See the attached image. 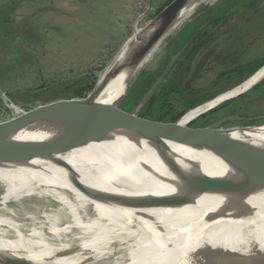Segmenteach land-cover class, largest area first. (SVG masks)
I'll return each mask as SVG.
<instances>
[{
	"label": "bare ground",
	"instance_id": "bare-ground-1",
	"mask_svg": "<svg viewBox=\"0 0 264 264\" xmlns=\"http://www.w3.org/2000/svg\"><path fill=\"white\" fill-rule=\"evenodd\" d=\"M205 1L185 0L161 22L131 36L125 60L101 73L89 97L105 104L97 109L99 117L126 122L128 118L114 110L121 106L117 100L122 91L131 87L136 70L164 45L173 32L165 28L173 19ZM156 32H162L161 37L151 47L149 41L150 48L136 58L135 72L127 73L137 50ZM263 76L264 67L241 85L187 112L171 129L178 130L243 93ZM126 123L129 128L115 129L102 140L84 133L74 148L55 156L0 165V259L29 264H224L222 257L228 255L227 264L239 260L262 264L264 196L256 200L182 181L159 155L175 156L187 171L196 170L193 164L210 175L234 174L264 185V129L229 135L217 149L186 144L181 139L193 136L179 132L167 136L169 128L159 129L162 133L157 135L155 129ZM47 131L31 135L47 139ZM28 205H40L39 214H15Z\"/></svg>",
	"mask_w": 264,
	"mask_h": 264
},
{
	"label": "rangeland",
	"instance_id": "rangeland-1",
	"mask_svg": "<svg viewBox=\"0 0 264 264\" xmlns=\"http://www.w3.org/2000/svg\"><path fill=\"white\" fill-rule=\"evenodd\" d=\"M170 1L0 0V127L40 105L71 98L74 92H85L94 84L91 90L85 92L87 96L96 87L103 71L110 65L116 69L125 60L137 30H144L158 14V10ZM218 1L220 0H206V4L203 2L197 7L187 8L173 19L165 28L166 32H173L165 38L164 45L136 71L155 70L164 57L168 39L181 26L172 30L173 24L180 22L189 11H196L205 5L211 6ZM257 1L261 4L260 13L244 28L243 37L247 43L245 58L249 61L264 57V0ZM132 35L134 36L131 37ZM219 45L218 42L214 48ZM139 55L132 58L127 73L135 72L134 65ZM217 71L216 67L209 69L195 83V87L200 88ZM263 78L264 76L258 82ZM232 88L235 87L228 90ZM124 93L122 91V96ZM176 111H183V108ZM228 117L231 119L221 125V128L237 129L229 135L263 130L264 90L252 93L245 101L237 100L229 106L212 111L205 119L216 122ZM241 119H253V123L243 125L239 123ZM195 121L194 127H201L204 123V119ZM245 126L255 128L244 131L240 129ZM84 195H88V192L79 198H84ZM39 207L40 205H28L14 212L18 216L28 214V211L38 215ZM224 257L222 260L227 264L229 257ZM0 263L29 264L21 259L9 258L5 261L0 259Z\"/></svg>",
	"mask_w": 264,
	"mask_h": 264
},
{
	"label": "water",
	"instance_id": "water-1",
	"mask_svg": "<svg viewBox=\"0 0 264 264\" xmlns=\"http://www.w3.org/2000/svg\"><path fill=\"white\" fill-rule=\"evenodd\" d=\"M183 1L185 0H171L158 12V14L152 19L147 27L150 28L151 26H154L161 22ZM194 12L195 10L186 18V21ZM186 21H184L181 25H183ZM161 33L156 32L152 36L149 35L146 38L143 46L137 50V52L140 51L138 54H141L144 50L149 49L151 45L153 46L154 43L159 39V37H161ZM149 41L150 47H148ZM211 54L212 49L203 57H201L194 65L190 76L185 81L186 87H189L190 83L200 76ZM263 66L264 63L245 80L253 76ZM142 71L143 70H139L136 78ZM245 80H243L242 82H244ZM241 83H239L238 85H240ZM131 87L126 90L125 94L121 96L117 100V102H123ZM94 89L95 87L93 88V90ZM92 91L85 97L64 98L52 101L45 105H40L0 127V165L13 161L27 159L30 160L37 157L55 156L56 154L74 148L77 145L78 138L84 133H89L95 140H102L107 138L110 134L114 133L115 129H126L130 127L129 123H126L124 121L107 120L99 117L96 114L97 109L99 107L105 106V104L96 102L94 100H89V95L92 93ZM226 91H223L206 100L205 102L198 104L193 108H190L174 122L150 120L148 118L139 116V106L130 112L123 110L121 106L115 107L114 110L121 116H125L131 119L132 121H134V123H138L148 128L155 129V132H153L154 134L158 135L162 133L158 132L159 129L169 128L168 132L166 133L167 136H177V132L187 136H193V138H180L181 141L185 142L186 144H207L210 146L213 145L212 147L219 149L223 148V146L225 145L224 142L228 140L227 137L229 136V133L237 130H226L221 128V125L230 120L231 117L223 118L219 121L201 127L189 126V124L191 123L190 122L187 125L180 126L178 130L173 131V129L171 128H173L187 112L211 101L212 99L218 97L219 95H222ZM228 100L230 99L220 102L219 104H217V106ZM215 107L211 108L210 110L214 109ZM252 128L255 127L245 126L241 127L240 129L244 131L246 129ZM46 130L50 131H47L50 134V138L36 139L34 137H30L31 134ZM211 141H216L218 142V144ZM217 145L219 146V148L217 147ZM218 152L231 160L233 159L227 152ZM159 156L164 165L182 181L190 182L200 187L212 189L218 192H224L227 194L239 192L248 198H254L256 200L264 196V185L260 184L257 180L240 179L234 176V174H232L233 176L226 174L210 175L202 171L200 166L193 164L192 166H194L196 170L187 171V167L181 165L175 156L162 154H160ZM156 203L158 202H150L149 204L155 205ZM236 264L248 263L239 260ZM262 264H264V262Z\"/></svg>",
	"mask_w": 264,
	"mask_h": 264
},
{
	"label": "trees",
	"instance_id": "trees-1",
	"mask_svg": "<svg viewBox=\"0 0 264 264\" xmlns=\"http://www.w3.org/2000/svg\"><path fill=\"white\" fill-rule=\"evenodd\" d=\"M166 4L167 2L162 8ZM260 10L261 4L257 0H220L211 6L198 8L176 35L168 39L165 57L158 67L155 70L142 71L135 79L127 99L121 103L122 109L130 112L139 106V116L174 122L188 108L241 83L264 63V57L253 61L246 60L247 43L243 37L244 28ZM218 42L220 45L214 48ZM211 49L212 54L202 72L205 73L215 67L218 71L203 90L205 94L183 111L174 112L166 119L170 113L165 110L167 103L164 101L169 100V93L185 90L183 83L190 76L194 65ZM93 85L91 84L87 91L91 90ZM263 90L264 78L247 92L222 103L217 108L229 106L237 100L245 101L252 93ZM85 92H74L71 97H85ZM125 121H131L135 128L151 130L129 118ZM239 123L251 125L253 119L240 120Z\"/></svg>",
	"mask_w": 264,
	"mask_h": 264
},
{
	"label": "flooded vegetation",
	"instance_id": "flooded-vegetation-1",
	"mask_svg": "<svg viewBox=\"0 0 264 264\" xmlns=\"http://www.w3.org/2000/svg\"><path fill=\"white\" fill-rule=\"evenodd\" d=\"M181 28V27H180ZM179 28V29H180ZM179 31V30H178ZM177 31V32H178ZM174 35H176V33L174 34ZM173 35V36H174ZM217 44V43H216ZM166 47H167V44L165 45V47H164V57H165V54H166ZM209 52V51H208ZM207 52V53H208ZM205 55V54H204ZM203 55V56H204ZM164 57H163V59H164ZM163 59L161 60V61H163ZM160 61V62H161ZM159 62V63H160ZM159 63H158V65H159ZM158 65L156 66V68L158 67ZM155 68V69H156ZM204 73L202 72L201 74H200V76L196 79V80H194L193 82H191L190 83V86L189 87H186L185 86V81L188 79H186L185 81H184V83H183V86H184V91H178V92H176V91H172V92H170L169 93V95H168V97H169V100L168 101H164V103H167V105L165 106V110L167 109V111H168V113H170V114H168L167 116H166V119H169L171 116H172V114L174 113V112H177L176 110H178V108H183V110L188 106V105H190L191 103H193V102H195V101H197V100H199L200 98H201V96H203L204 94H205V91H203L205 88H206V86L208 85V82L210 81H207L205 84H202V86L200 87V88H196L195 87V83H197L200 79H201V77H202V75H203ZM228 88H230V87H228ZM226 91V90H225ZM127 99V96L125 97V99L123 100V102L125 101ZM208 99H210V98H208ZM207 99V100H208ZM206 101V100H205ZM205 101H203V102H205ZM203 102H201V103H203ZM201 103H199V104H201ZM157 104V103H156ZM198 105V104H197ZM221 105V104H220ZM220 105H218L217 107H219ZM194 107V106H193ZM192 107V108H193ZM217 107H215L214 109H212V110H210V111H208V112H206V113H204V114H202V115H200L198 118H196L195 120H197V119H204V123H202V126H206V125H209V124H211V123H213V122H210L208 119H205V118H207V116H208V114H210L212 111H215V110H217V109H219V108H217ZM217 108V109H216ZM190 108H188L187 110H189ZM187 110H185V112L187 111ZM151 120V119H150ZM192 121L190 124H189V126H192V127H194L195 126V122L196 121ZM241 120H244V119H241ZM162 122H168V121H162Z\"/></svg>",
	"mask_w": 264,
	"mask_h": 264
}]
</instances>
